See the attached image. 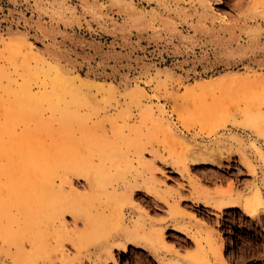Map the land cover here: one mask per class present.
I'll use <instances>...</instances> for the list:
<instances>
[{
    "label": "bare ground",
    "instance_id": "bare-ground-1",
    "mask_svg": "<svg viewBox=\"0 0 264 264\" xmlns=\"http://www.w3.org/2000/svg\"><path fill=\"white\" fill-rule=\"evenodd\" d=\"M90 1L94 8L103 6L101 0ZM114 1L123 2L131 14L125 20L128 25L141 28L148 24L145 14L135 11L131 1ZM35 5L42 8L38 0ZM54 13L62 17L61 12L54 10ZM259 26L256 28L250 24L246 32L254 35L260 30ZM41 27L52 36L51 27ZM18 37V43L9 46L11 52L29 48V57H33L35 63L31 58L24 59L22 56V61L12 59L5 62L0 55V264H54L58 257L60 264H76V261L83 264L87 260L83 259L82 253L86 242L95 245L96 250L89 255L92 264H107L110 261L120 264L115 249L128 252L131 246L134 252L140 250V254H145L152 264H234L236 237L231 233L226 239L221 228H217L220 221L212 223L214 220H210L207 208L221 213L239 207L250 219L264 224V148L251 142L255 157L263 162L259 170L247 153L243 138L231 136L237 147L227 148V157L231 159L234 151L255 177L247 194L235 191L238 186V179L235 178H229L227 187L222 183L216 188L206 184L212 180L223 182L224 176L217 173L218 170L216 172L211 168L212 173L211 170L203 174L190 173L191 164L220 165L225 151L197 150L188 157L181 158L179 155L180 158L173 159L178 172L180 170L188 179V183L176 186L159 179L156 174L158 168L139 167L132 170L129 167L127 173L121 174L118 168L124 154L110 138H104V142L99 143L96 131L89 126L91 116L88 110L97 109L95 99L98 94L106 93L105 82L78 72L71 60L54 46L49 45L45 53L38 52L27 34L20 33ZM1 39L5 40L4 37ZM0 48V51L4 50ZM244 50L242 47L239 49L242 53ZM239 51H228L226 56L219 57H223L228 65L233 64L243 60L235 56L241 54ZM221 77L225 97H221L220 106L229 116L232 108L241 104L232 91L233 84L238 85L248 77L223 74ZM254 80L258 81L257 78ZM198 84L203 89L211 83L209 79H204ZM108 86L109 91L116 93L115 83L110 81ZM131 91V95L139 101L149 97L146 88L140 84H136ZM152 108L150 106L147 112L150 113ZM157 108L159 115L164 114L163 108ZM229 118L232 120V117ZM75 124L79 130L73 129ZM174 130L172 124L167 125L169 133ZM77 135L80 146H68ZM97 147L98 152L94 151ZM187 147L182 149L187 150ZM96 155L98 157L94 158ZM81 179L86 180L88 187L83 192L78 190ZM187 186L191 187L189 195L184 194ZM126 201L130 203V216L124 236L118 239V228L122 227V220H126L123 212ZM165 207H168V215L160 217L166 211ZM108 212L117 213L116 230L110 220L103 221ZM66 214L74 217L75 226L81 219L85 229L70 235ZM66 239L76 248V255L71 256L66 250ZM191 245L196 247L192 252L189 250L187 254H181L182 248Z\"/></svg>",
    "mask_w": 264,
    "mask_h": 264
},
{
    "label": "rangeland",
    "instance_id": "rangeland-1",
    "mask_svg": "<svg viewBox=\"0 0 264 264\" xmlns=\"http://www.w3.org/2000/svg\"><path fill=\"white\" fill-rule=\"evenodd\" d=\"M38 1L42 8H36V0H0V47L4 48L0 51L1 59L8 62L12 59L22 61L23 58H31L35 63L33 57H29V48L15 52L12 50L13 54L9 47L11 43H18V34L24 33L36 51L45 53L49 45L54 46L71 60L78 72L104 81L106 93L96 96L95 111L88 110L91 116L89 126L96 131L99 143L104 142V138H110L124 154L118 168L120 173H127L129 167L132 170L139 167L158 168V178L168 185L176 186L188 183V179L180 170L178 172L172 163L173 159L188 157L197 150L225 151L221 166L215 163L191 164L190 173L203 174L212 168L224 177L223 182L217 181L218 184L206 180L210 187L216 188L221 183L227 187L229 178H235L238 179L235 191L244 194L250 192L249 184L255 177L241 163L238 154L233 151L229 159L227 152L237 147L231 136L239 135L254 164L259 170L262 167L263 162L255 157L251 142L264 148V0H126L133 3L135 11L145 14L148 24L141 28L125 22L131 14L123 2L101 0L103 6L94 8L90 0ZM54 10L61 12L62 17L54 13ZM40 24L51 27L52 36ZM250 24L256 28L260 25V32L257 30L254 35H249L247 32ZM240 47L245 48L243 53L239 51ZM228 51H239L241 54H234L243 60L228 65L223 57H219L226 56ZM62 61L65 63V59ZM222 74L248 77L238 85L233 84L232 91L241 100V104L230 111L232 120L220 106L225 97L224 85L220 83L223 80ZM123 78L125 82H122ZM256 78L258 81L254 80ZM204 79H209L212 85L207 84L203 90L198 81ZM110 81L115 83L116 93L108 90ZM136 84L146 88L148 99L139 101L131 95ZM190 90H193L194 95ZM150 106L153 108L149 109L152 110L149 113L147 109ZM157 107L163 108L164 114L159 115ZM168 124H172L177 134L167 131ZM78 127L75 124L73 129L79 130ZM176 138L181 139L178 141ZM78 142L79 135L68 146L79 147ZM183 146L189 147L184 150ZM94 151L98 152V147ZM140 159L143 162L140 163ZM79 181L78 190L86 191V180ZM189 187V191L185 190L184 194H190ZM126 202L127 205L124 203L123 206L126 220H122V227L118 228V239L124 236L130 216V203ZM167 208L160 217L168 215ZM211 209L207 208V214L211 215V221L214 220L212 223L220 221L217 228L222 229L220 231L224 237L227 239L231 233L236 237L234 264H264V224L260 225L257 220L250 219L239 207L221 213ZM66 215L70 235L85 229L81 219H78L79 224L75 226L74 217ZM116 218L117 213L108 212L103 221L110 220L116 230ZM64 243L71 256L77 254L76 248L67 239ZM86 243L82 253L83 259L87 260L83 264H92L89 255L96 250L95 245ZM194 246L182 248L181 254H187L189 250L192 252L196 248ZM133 250V246L128 252L115 249L119 263L152 264L145 254H140V250ZM54 264H60L59 257ZM76 264L81 263L76 261ZM107 264L115 263L110 261Z\"/></svg>",
    "mask_w": 264,
    "mask_h": 264
}]
</instances>
